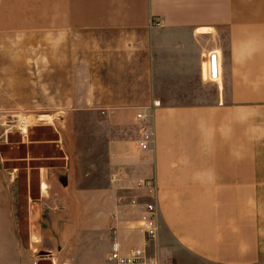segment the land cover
<instances>
[{
	"label": "crops",
	"instance_id": "1",
	"mask_svg": "<svg viewBox=\"0 0 264 264\" xmlns=\"http://www.w3.org/2000/svg\"><path fill=\"white\" fill-rule=\"evenodd\" d=\"M32 33L54 35L75 79L58 116L67 185L38 166L29 197L33 264H107L114 244L160 264H264V0H0V34Z\"/></svg>",
	"mask_w": 264,
	"mask_h": 264
},
{
	"label": "rangeland",
	"instance_id": "2",
	"mask_svg": "<svg viewBox=\"0 0 264 264\" xmlns=\"http://www.w3.org/2000/svg\"><path fill=\"white\" fill-rule=\"evenodd\" d=\"M54 40L49 33L0 34V154L17 195L9 207L7 234L5 209L0 207V264H33L39 258L28 238V203L37 196V167H53L57 181L68 173L62 169V144L57 142L58 116L75 96V79L71 65L62 59V45ZM19 115L31 125L25 141L14 129ZM40 117L45 121H38Z\"/></svg>",
	"mask_w": 264,
	"mask_h": 264
},
{
	"label": "built area",
	"instance_id": "3",
	"mask_svg": "<svg viewBox=\"0 0 264 264\" xmlns=\"http://www.w3.org/2000/svg\"><path fill=\"white\" fill-rule=\"evenodd\" d=\"M213 57V55H212ZM218 74L216 73V66L210 73V78L213 80L217 79ZM143 114L138 113L137 119H142ZM38 121L44 122L45 120L40 117ZM14 129L17 135L20 137L21 141L28 139L29 129L31 127L30 123L27 121V117L24 116H15L14 120ZM4 121L1 125H5ZM152 129L145 127L140 133L139 137V147L142 149H147L148 145L152 142ZM137 187L143 188L147 191L148 197L153 198L156 188L154 179H148L145 181L137 182ZM134 200L132 201V203ZM157 208L152 200L145 203L144 210L141 213L140 220V229L145 236L146 244H150L157 238V233L159 229V220H157ZM108 255L109 264H160L158 259L155 256L148 254L146 247H134L133 249L128 250L126 253H121L117 245H113Z\"/></svg>",
	"mask_w": 264,
	"mask_h": 264
},
{
	"label": "water",
	"instance_id": "4",
	"mask_svg": "<svg viewBox=\"0 0 264 264\" xmlns=\"http://www.w3.org/2000/svg\"><path fill=\"white\" fill-rule=\"evenodd\" d=\"M59 182H60V184L62 185V186H66L67 185V177L66 176H61L60 178H59ZM39 255L40 256H45V253L44 252H40L39 253ZM46 263H49L50 264V262L49 261H47V260H39V262H37L36 264H46Z\"/></svg>",
	"mask_w": 264,
	"mask_h": 264
},
{
	"label": "bare ground",
	"instance_id": "5",
	"mask_svg": "<svg viewBox=\"0 0 264 264\" xmlns=\"http://www.w3.org/2000/svg\"><path fill=\"white\" fill-rule=\"evenodd\" d=\"M212 54H210V57H211ZM211 62H212V59H211ZM212 64V63H211ZM211 73V66L209 67V75Z\"/></svg>",
	"mask_w": 264,
	"mask_h": 264
}]
</instances>
